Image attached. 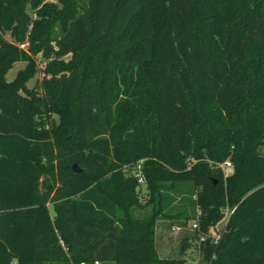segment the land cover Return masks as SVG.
I'll return each mask as SVG.
<instances>
[{
    "label": "trees",
    "instance_id": "trees-1",
    "mask_svg": "<svg viewBox=\"0 0 264 264\" xmlns=\"http://www.w3.org/2000/svg\"><path fill=\"white\" fill-rule=\"evenodd\" d=\"M43 1L0 0V264H185L157 218L225 209L202 261L264 264V0Z\"/></svg>",
    "mask_w": 264,
    "mask_h": 264
},
{
    "label": "rangeland",
    "instance_id": "rangeland-1",
    "mask_svg": "<svg viewBox=\"0 0 264 264\" xmlns=\"http://www.w3.org/2000/svg\"><path fill=\"white\" fill-rule=\"evenodd\" d=\"M45 3L56 5L59 8L63 7L62 0H44L41 4ZM38 8H34L31 5L27 7L28 14L33 17H39L37 13ZM6 36L9 39H13L10 32H7ZM27 43L23 44L26 46ZM56 56H53L51 59H54ZM67 59V56L63 57ZM45 59L41 54L35 57L37 63V73L31 78L28 82L29 87H37L43 81L46 75V65L49 60ZM27 66L26 61H18L14 64L13 68L9 70L7 73L8 79H13L20 70L25 69ZM262 151L264 152V146L262 147ZM132 171L135 172L139 177H141L140 172V164H134L131 166ZM184 191H169L170 194L174 198L170 199L167 204V211L172 214H177L182 209H192V204L189 200L181 198V194ZM143 201L146 200L147 195L143 194ZM134 213L136 215L147 217L151 214L150 207L146 209H135ZM193 220H186L184 217L180 215L170 216V217H161L157 218L156 222V240H157V248L159 254L162 257L169 258H184L185 264H194L196 261H199V264H204L202 261L203 252L202 247L195 244L194 240L196 238L197 230L192 228ZM215 224L209 227V233L212 235L214 233ZM12 264H18V261L15 259Z\"/></svg>",
    "mask_w": 264,
    "mask_h": 264
},
{
    "label": "built area",
    "instance_id": "built-area-1",
    "mask_svg": "<svg viewBox=\"0 0 264 264\" xmlns=\"http://www.w3.org/2000/svg\"><path fill=\"white\" fill-rule=\"evenodd\" d=\"M222 167L225 170V174L228 175L232 172V165L231 162L227 161L225 164L222 165ZM234 209H225L224 216L215 223L214 227V233L211 235L208 234H200V236H197L194 240L195 244L202 246V244L205 241H208V243L218 245L220 240L222 239V236L224 232L227 230V225L230 219L231 214L233 213ZM192 228L194 230L199 231L200 229V223L198 219L193 220ZM214 256V255H213ZM194 264H199V261H196ZM204 264H212V260L205 261Z\"/></svg>",
    "mask_w": 264,
    "mask_h": 264
},
{
    "label": "water",
    "instance_id": "water-1",
    "mask_svg": "<svg viewBox=\"0 0 264 264\" xmlns=\"http://www.w3.org/2000/svg\"><path fill=\"white\" fill-rule=\"evenodd\" d=\"M73 168H74V170L77 171V172L82 171V168L79 167L77 163L74 164Z\"/></svg>",
    "mask_w": 264,
    "mask_h": 264
}]
</instances>
